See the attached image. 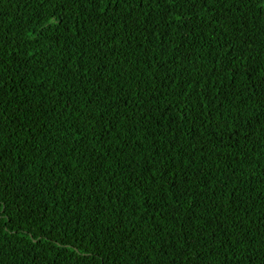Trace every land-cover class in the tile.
Returning a JSON list of instances; mask_svg holds the SVG:
<instances>
[{"label":"trees","instance_id":"1","mask_svg":"<svg viewBox=\"0 0 264 264\" xmlns=\"http://www.w3.org/2000/svg\"><path fill=\"white\" fill-rule=\"evenodd\" d=\"M0 264H264V0H0Z\"/></svg>","mask_w":264,"mask_h":264}]
</instances>
